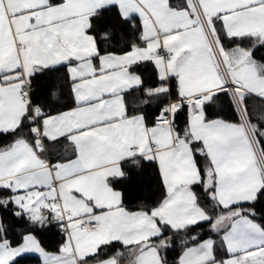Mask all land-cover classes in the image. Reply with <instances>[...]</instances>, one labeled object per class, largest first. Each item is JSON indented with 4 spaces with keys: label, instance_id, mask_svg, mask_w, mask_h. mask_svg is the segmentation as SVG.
Here are the masks:
<instances>
[{
    "label": "snow or ice",
    "instance_id": "obj_1",
    "mask_svg": "<svg viewBox=\"0 0 264 264\" xmlns=\"http://www.w3.org/2000/svg\"><path fill=\"white\" fill-rule=\"evenodd\" d=\"M53 71L72 101L55 113L33 100ZM221 94L235 122L209 118ZM249 100L264 106V0H0V264H169L174 236L205 225L174 264H264V112ZM147 167L162 196L130 211L116 185ZM53 227L49 251L35 233Z\"/></svg>",
    "mask_w": 264,
    "mask_h": 264
},
{
    "label": "trees",
    "instance_id": "obj_2",
    "mask_svg": "<svg viewBox=\"0 0 264 264\" xmlns=\"http://www.w3.org/2000/svg\"><path fill=\"white\" fill-rule=\"evenodd\" d=\"M109 24H114L117 28L123 29V41L130 46L131 43L136 42L137 33L129 26L123 25L116 21L115 16L111 13L105 17ZM228 43V42H226ZM118 43L116 47H119ZM229 46H231L229 44ZM101 49L105 47L113 48V45L101 43ZM113 50H115L113 48ZM144 79L146 86L152 85L155 81L151 78L149 72L144 73ZM140 93H133L127 97L130 111L135 110L138 106L146 112V116L149 122L154 119L153 105L147 107L139 105ZM33 100L47 101L50 105V111L55 113L57 111L66 110V108L72 106L68 87L65 84L62 72H51L48 75L40 76L33 82ZM249 110L259 114L264 112V106L254 103L252 100L248 101ZM209 118L220 117L229 121L235 122L238 118L230 106L229 98L221 94L217 104L208 109ZM186 112H181L177 116V125L183 127L185 121ZM258 115H254L253 120L256 122ZM0 143H7V140L0 139ZM118 190L124 192V205L130 211H135L143 205L146 208L153 207L162 196V185L159 183L158 173L154 167L141 168L138 173L132 176V179L125 184H117ZM264 206V205H262ZM208 232V228L205 225L203 228H193L189 233H181L174 236L173 246L167 250L166 259L169 264H174L175 260L182 250L183 239L188 236L197 235L199 237L207 238L205 235ZM37 239L41 245L49 251H53L58 247L60 242V235L56 228H50L46 231H37L35 233ZM10 241L13 245L21 239L18 229H13L9 233ZM14 264H40V259L36 256L25 255L17 258Z\"/></svg>",
    "mask_w": 264,
    "mask_h": 264
},
{
    "label": "rangeland",
    "instance_id": "obj_3",
    "mask_svg": "<svg viewBox=\"0 0 264 264\" xmlns=\"http://www.w3.org/2000/svg\"><path fill=\"white\" fill-rule=\"evenodd\" d=\"M25 255H32V256H36V257H38L39 258V256H38V254H35V253H25V254H22L21 256H25ZM21 256H19V257H21ZM19 257H17V258H19ZM16 258V259H17ZM15 259V260H16ZM40 259V258H39ZM40 264H41V261H40Z\"/></svg>",
    "mask_w": 264,
    "mask_h": 264
},
{
    "label": "crops",
    "instance_id": "obj_4",
    "mask_svg": "<svg viewBox=\"0 0 264 264\" xmlns=\"http://www.w3.org/2000/svg\"><path fill=\"white\" fill-rule=\"evenodd\" d=\"M60 151H61V152H63V151H64V148H63V146H62V145L60 146Z\"/></svg>",
    "mask_w": 264,
    "mask_h": 264
}]
</instances>
